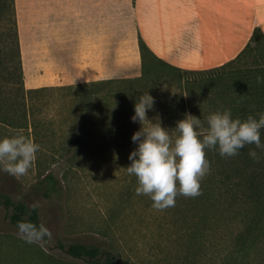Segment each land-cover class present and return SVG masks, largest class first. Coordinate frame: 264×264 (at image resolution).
<instances>
[{"label": "rangeland", "instance_id": "374dc122", "mask_svg": "<svg viewBox=\"0 0 264 264\" xmlns=\"http://www.w3.org/2000/svg\"><path fill=\"white\" fill-rule=\"evenodd\" d=\"M3 28L12 33L10 9L0 12V37ZM19 42L23 64L20 34ZM150 72L174 82L180 77L183 81L198 78L151 66ZM23 75L25 88L32 89L26 85L24 64ZM86 83L92 82L48 87L19 107L16 126L0 123V139L23 135L40 146L25 175L0 171V189L37 207L44 233L37 238L15 228L0 207V264H89L67 255L72 243L99 245L128 264H230V259H236L228 258L235 249L233 225H221L216 218L210 222L196 204L180 211L154 209L148 196L136 195V177L126 171L130 152L113 155L115 160L109 151L95 150L104 114L93 109L83 113L77 101L79 89L72 88ZM168 89L164 92L172 97L180 95L178 88ZM24 110L28 122L35 118L36 134L26 125ZM71 134H78L77 149L67 143ZM49 174L58 191L45 197L35 192L34 185Z\"/></svg>", "mask_w": 264, "mask_h": 264}, {"label": "trees", "instance_id": "16d2710c", "mask_svg": "<svg viewBox=\"0 0 264 264\" xmlns=\"http://www.w3.org/2000/svg\"><path fill=\"white\" fill-rule=\"evenodd\" d=\"M7 9H10L13 17V30L9 35L3 28L0 37V123L16 126L15 117L21 118L19 107L26 106L27 101H33L32 98L48 87L25 88L15 0H0V12ZM139 49L142 60L140 77L72 87L79 89L77 101L83 113L86 109H93L96 114H104L103 119L100 118L102 133L95 150L109 151L112 157L131 152L136 147L131 137L141 125L132 122L131 117L138 97L148 92L155 98L154 108L148 111L149 120L158 123L159 119L162 126L170 129L189 113L200 118L204 126L205 117L225 109L231 110L233 118L241 119H247L249 115L258 119L259 114L264 113V82L257 80L258 75L264 76V34L260 29L254 31L250 42L237 58L210 70L189 71L174 67L158 58L142 38ZM250 58L253 62L249 61ZM150 66L198 78L183 81V77H180L178 82H174L161 75H151ZM175 87L180 90L179 96L172 97L170 92H164ZM22 117L27 121L28 113L25 110ZM27 122L26 125L36 134L35 118ZM68 138L67 143L77 149L80 145L78 134H71ZM261 141L264 143V129H261ZM250 150L257 152L258 160L249 156ZM205 151L210 171L200 181V195H178L172 208L180 211L187 205L196 204L210 222L216 218L221 225H233L236 228L235 249L228 258L236 259H230V264L240 261L264 264V149L250 144L232 157H221L216 150ZM113 158L116 160L115 156ZM34 189L45 197L58 191L52 174L35 184ZM0 207L6 210L10 224L15 228L37 238L43 237L37 207L14 200L2 189ZM66 253L75 260L89 264H128L119 254L96 244L72 243L67 246Z\"/></svg>", "mask_w": 264, "mask_h": 264}, {"label": "crops", "instance_id": "0c3cea01", "mask_svg": "<svg viewBox=\"0 0 264 264\" xmlns=\"http://www.w3.org/2000/svg\"><path fill=\"white\" fill-rule=\"evenodd\" d=\"M15 11L32 89L139 77L140 38L166 63L203 71L264 34V0H15Z\"/></svg>", "mask_w": 264, "mask_h": 264}, {"label": "clouds", "instance_id": "9594fccd", "mask_svg": "<svg viewBox=\"0 0 264 264\" xmlns=\"http://www.w3.org/2000/svg\"><path fill=\"white\" fill-rule=\"evenodd\" d=\"M257 80L264 82V76L258 75ZM154 104L155 98L149 92L141 94L134 104L131 120L141 127L131 137L136 147L129 154L126 171L136 177V195L148 196L156 210L174 206L178 195H200V181L210 171L206 149L218 151L221 157L236 156L250 144L264 149V113L258 119L252 115L241 119L233 118L230 109L216 111L205 117L206 126L189 113L170 129L159 119L158 123L149 120L148 111ZM39 147L23 135L0 139V171L17 177L25 175ZM248 154L259 159L255 150Z\"/></svg>", "mask_w": 264, "mask_h": 264}]
</instances>
